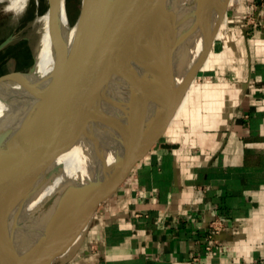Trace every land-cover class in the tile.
Wrapping results in <instances>:
<instances>
[{
    "label": "crops",
    "instance_id": "obj_1",
    "mask_svg": "<svg viewBox=\"0 0 264 264\" xmlns=\"http://www.w3.org/2000/svg\"><path fill=\"white\" fill-rule=\"evenodd\" d=\"M254 15L263 25H249ZM142 29L121 44L123 55L143 42ZM189 43L176 56L175 84L146 117L159 130L126 148L104 134L86 182L57 194L68 192L55 223L59 243L91 183H101L103 202L91 218L92 199L82 202L75 233L53 264H264V0H230L186 84L201 35ZM216 217L228 228L209 250Z\"/></svg>",
    "mask_w": 264,
    "mask_h": 264
},
{
    "label": "water",
    "instance_id": "obj_2",
    "mask_svg": "<svg viewBox=\"0 0 264 264\" xmlns=\"http://www.w3.org/2000/svg\"><path fill=\"white\" fill-rule=\"evenodd\" d=\"M229 2L140 0L144 39L133 51L86 57L67 85L57 87L55 80L50 89L31 91L33 100L26 112L0 126V245L14 234L15 220L27 201L58 173L63 158L81 138L98 145L95 131H101L126 148L146 139L145 130L150 136L159 130L161 124L149 125L146 117L161 107L160 97L176 82L178 52L190 50L189 39L201 35V52L185 82L189 84L208 54ZM48 3L54 16L55 1ZM82 18L81 10L78 23ZM14 39L10 35L1 41L0 53ZM72 60L69 49L56 67L55 78L65 74ZM34 68L35 62L26 70L1 75L0 84L24 78ZM123 181L124 177H117L118 184ZM90 198L89 218L103 202L99 181L91 183L83 200H76L67 232L59 243L55 223L68 192L61 198L56 196L59 210L38 255L22 260L23 254H16L12 262H5L0 247V264H53L75 233L82 202Z\"/></svg>",
    "mask_w": 264,
    "mask_h": 264
},
{
    "label": "bare ground",
    "instance_id": "obj_3",
    "mask_svg": "<svg viewBox=\"0 0 264 264\" xmlns=\"http://www.w3.org/2000/svg\"><path fill=\"white\" fill-rule=\"evenodd\" d=\"M9 1L8 8L16 11L23 9L28 4L27 0ZM54 1L57 8L54 16H52L49 3L45 11L37 13L34 70L27 72L24 78H13L0 84V126L26 112L33 100L31 93L33 89H50L55 80L57 87L67 85L77 74L78 66L86 57L97 54L106 55L109 52L122 54L120 47L125 42V37L127 35L130 37L134 31L140 28V24L143 28L140 0H83V18L74 25L70 23L67 1ZM36 3L38 4L39 0H36ZM69 49L73 51L71 66L65 74L57 79L55 78L56 67L66 58ZM95 134L101 141L105 133L95 131ZM81 143L92 146L94 151L97 149V145H94L88 138H81ZM68 155L67 153L61 164ZM52 179L47 181L27 203L35 204L43 191L49 187ZM52 203L51 216L59 207L57 199ZM26 221L25 217L18 219L14 226V234L26 226ZM40 228V230L38 229L39 235L47 232V229L44 230V226ZM37 237L35 236L24 245L22 260H29L36 253L39 248Z\"/></svg>",
    "mask_w": 264,
    "mask_h": 264
},
{
    "label": "rangeland",
    "instance_id": "obj_4",
    "mask_svg": "<svg viewBox=\"0 0 264 264\" xmlns=\"http://www.w3.org/2000/svg\"><path fill=\"white\" fill-rule=\"evenodd\" d=\"M66 1L70 23L72 25L77 24L83 0ZM27 2L28 4L23 9L16 11L8 8L9 0H0V42L10 35L15 36L14 41L0 53V76L26 70L34 63L36 17L38 12H43L48 8V0H39L38 4L36 0H27ZM128 37V35L125 37V41ZM92 150V146L82 145L80 139L68 152L67 159L61 164L57 175L51 180L49 187L43 191L40 199L35 204L26 203L24 205L14 225L19 218L25 217L27 218L26 226L20 229L18 233L9 235L0 245L3 248L2 255L5 262H12L16 254L21 256L24 245L35 236H38L39 242L38 240L37 242L40 248L59 210L58 207L56 212L52 216L50 215L52 201L56 200L57 194L65 185L77 183V180L80 179L86 182L89 178L88 166ZM42 211H44L43 215H41ZM42 226H44V230L47 229V234L44 232L39 235L38 232ZM39 248H37L34 256L38 255Z\"/></svg>",
    "mask_w": 264,
    "mask_h": 264
},
{
    "label": "built area",
    "instance_id": "obj_5",
    "mask_svg": "<svg viewBox=\"0 0 264 264\" xmlns=\"http://www.w3.org/2000/svg\"><path fill=\"white\" fill-rule=\"evenodd\" d=\"M260 15V14H259ZM258 15V17H259ZM253 20V21H252ZM249 25L256 27L263 25L262 21L256 20V16L248 18ZM228 225L225 218L216 217L210 221L207 234V249L211 250L215 245L220 244L223 233L227 230Z\"/></svg>",
    "mask_w": 264,
    "mask_h": 264
}]
</instances>
